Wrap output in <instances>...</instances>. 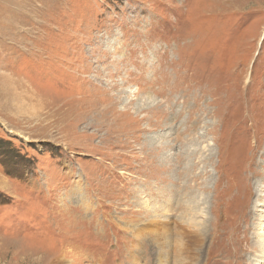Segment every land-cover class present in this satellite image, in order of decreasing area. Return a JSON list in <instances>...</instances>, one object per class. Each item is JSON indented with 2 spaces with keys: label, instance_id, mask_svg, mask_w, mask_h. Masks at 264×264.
<instances>
[{
  "label": "rangeland",
  "instance_id": "1",
  "mask_svg": "<svg viewBox=\"0 0 264 264\" xmlns=\"http://www.w3.org/2000/svg\"><path fill=\"white\" fill-rule=\"evenodd\" d=\"M263 183L264 0H0V264H253Z\"/></svg>",
  "mask_w": 264,
  "mask_h": 264
},
{
  "label": "bare ground",
  "instance_id": "2",
  "mask_svg": "<svg viewBox=\"0 0 264 264\" xmlns=\"http://www.w3.org/2000/svg\"><path fill=\"white\" fill-rule=\"evenodd\" d=\"M264 184V183H263ZM263 186V185H262ZM229 191V190H228ZM238 191V190H237ZM241 192V191H240ZM246 192V191H245ZM259 194H258V197H257V200H256V203H255V212H256V218H255V215H254V218L257 220V223H256V230L258 231L257 235L259 236L260 238V242L261 243H258L257 242V245H258V252L259 253H256V256L255 258L252 260L253 261V264H264V190H263V187L261 188V190H258ZM233 194V193H232ZM235 195V194H234ZM245 196V194H244ZM241 197V195H240ZM237 199V198H236ZM232 200V199H231ZM241 200V199H240ZM243 201V200H241ZM245 201V200H244ZM230 204H233L230 203ZM234 205V204H233ZM239 207V206H238ZM230 209V208H229ZM262 210V211H261ZM228 211V210H226ZM231 212H233V210H231ZM239 212V211H238ZM230 213V212H229ZM234 213V212H233ZM253 213V210H251V214ZM224 214V213H223ZM229 217V216H228ZM223 219V218H222ZM226 219V218H225ZM234 220V219H232ZM223 221V220H222ZM221 221V222H222ZM227 221V219H226ZM227 223V222H226ZM224 223V224H226ZM231 223V222H230ZM230 225V224H229ZM240 225V224H239ZM207 226V225H206ZM213 226V225H212ZM233 226H234V223H233ZM188 227L191 228V225L189 224ZM216 228V227H215ZM237 228V227H236ZM245 228V227H244ZM202 230L199 229L197 226L194 225V231L196 230ZM217 229V228H216ZM247 229V228H246ZM207 230V229H206ZM225 230V229H224ZM236 231V230H235ZM199 232V231H198ZM194 233L197 237H199L202 233ZM223 232V231H222ZM226 232V231H225ZM192 232H187L188 236L190 237L192 234ZM207 233V231L205 232ZM184 232H183V229L179 230L176 235H174V237L172 236L171 232L168 231V228L167 226L165 225H162L161 226V229H160V235H159V240L161 239L162 243H161V246H162V249H161V252L164 254L163 257L161 258V262L162 264H166V259H167V256L166 254L168 253L166 251V248L170 247V249L174 250L176 252V255L177 257H179L180 259V255L183 254H187L188 250H190V248H188V244L189 242L187 241V237H186V234L184 236ZM244 234V233H243ZM246 234V233H245ZM203 235V234H202ZM217 235V234H216ZM247 235V234H246ZM240 236V235H239ZM202 237V236H201ZM204 237V236H203ZM215 237V236H214ZM235 237V236H233ZM192 238V236H191ZM207 239V238H206ZM235 239V238H233ZM238 240V238H237ZM186 241V242H185ZM244 241V240H243ZM203 242V241H202ZM210 243V242H209ZM192 244V243H191ZM194 245H196V243H193ZM214 244V243H213ZM238 245V243H236ZM200 245V243L197 244V247ZM207 245V244H206ZM205 245V246H206ZM241 245V244H240ZM256 245V246H257ZM191 246V245H190ZM209 246V245H208ZM235 246V245H234ZM207 247V246H206ZM252 248V247H251ZM163 250V251H162ZM234 250V249H233ZM198 251V250H197ZM248 251V250H246ZM254 251V250H253ZM229 253V252H228ZM254 253V252H253ZM225 254V253H224ZM229 255V254H228ZM227 255V256H228ZM235 255V254H234ZM195 256V254H194ZM187 257V255H186ZM200 257V256H199ZM230 257V255H229ZM226 258V257H225ZM235 258V257H234ZM177 259V258H176ZM178 259V260H179ZM233 261V260H232ZM240 261V260H239ZM175 263L174 264H177L176 261H174ZM180 264V263H179ZM223 264V263H222ZM235 264V263H234Z\"/></svg>",
  "mask_w": 264,
  "mask_h": 264
}]
</instances>
